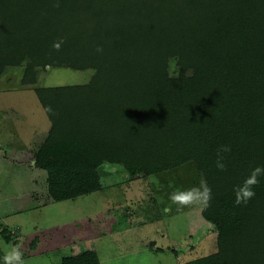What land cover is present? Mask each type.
Returning a JSON list of instances; mask_svg holds the SVG:
<instances>
[{"label":"trees","instance_id":"trees-1","mask_svg":"<svg viewBox=\"0 0 264 264\" xmlns=\"http://www.w3.org/2000/svg\"><path fill=\"white\" fill-rule=\"evenodd\" d=\"M53 2L0 0V75L21 65L93 70L85 84L34 89L74 168L55 182L99 191L104 164L174 138L241 241L183 264H264V177L246 205L233 192L264 166V0ZM221 145L231 147L224 171ZM61 264L101 263L88 248Z\"/></svg>","mask_w":264,"mask_h":264},{"label":"rangeland","instance_id":"rangeland-1","mask_svg":"<svg viewBox=\"0 0 264 264\" xmlns=\"http://www.w3.org/2000/svg\"><path fill=\"white\" fill-rule=\"evenodd\" d=\"M92 75L26 65L0 75V226L12 237L0 234V264L11 246L21 247L25 264H61L88 248L101 264H183L240 245L219 202L177 211L169 200L202 176L174 138L104 164L99 191L55 182L56 172L74 168L34 89L85 84Z\"/></svg>","mask_w":264,"mask_h":264},{"label":"clouds","instance_id":"clouds-1","mask_svg":"<svg viewBox=\"0 0 264 264\" xmlns=\"http://www.w3.org/2000/svg\"><path fill=\"white\" fill-rule=\"evenodd\" d=\"M54 7H59V0H54ZM63 40L55 42L53 48L59 51ZM96 51L102 53L103 48L97 47ZM52 111L51 107L47 109ZM231 152L230 145H221L216 150L215 166L218 170L226 169L227 155ZM264 177V166L254 167L250 173L244 178L242 183L234 186L233 192L235 196L234 203L236 205H246L255 196V187L259 184L260 178ZM169 200L177 206V211H181L187 207H198L201 210L207 209L212 200V189L208 185L206 179L201 176L198 185L187 189H176L169 194ZM3 264H25L23 252L19 246H11L7 248L3 255Z\"/></svg>","mask_w":264,"mask_h":264},{"label":"crops","instance_id":"crops-1","mask_svg":"<svg viewBox=\"0 0 264 264\" xmlns=\"http://www.w3.org/2000/svg\"><path fill=\"white\" fill-rule=\"evenodd\" d=\"M103 176L101 175V180H102Z\"/></svg>","mask_w":264,"mask_h":264}]
</instances>
